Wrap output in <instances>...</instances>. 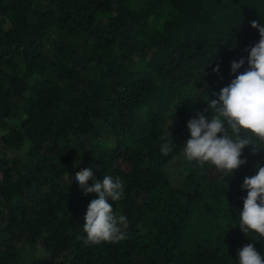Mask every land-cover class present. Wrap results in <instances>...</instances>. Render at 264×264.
Here are the masks:
<instances>
[{"label": "trees", "instance_id": "16d2710c", "mask_svg": "<svg viewBox=\"0 0 264 264\" xmlns=\"http://www.w3.org/2000/svg\"><path fill=\"white\" fill-rule=\"evenodd\" d=\"M254 20L264 0H0V150L17 153L0 156V264H239L247 244L264 257L239 228L264 151L245 148L231 177L183 154L188 121L258 43ZM84 168L123 182L109 203L124 240L84 243L98 198Z\"/></svg>", "mask_w": 264, "mask_h": 264}, {"label": "clouds", "instance_id": "9594fccd", "mask_svg": "<svg viewBox=\"0 0 264 264\" xmlns=\"http://www.w3.org/2000/svg\"><path fill=\"white\" fill-rule=\"evenodd\" d=\"M259 33V41L251 47L247 61L240 58L231 62V74L235 77L223 87L215 99L209 100L204 112L197 113L187 123L190 138L183 147L187 161L203 168L210 164L224 176L231 177L242 165L245 148L252 149V155L264 151V24L251 22ZM247 62V69L237 75ZM219 73V66L213 69ZM210 112V116L204 113ZM171 131L164 137L161 152L168 155L175 144ZM75 180L85 195L95 193L98 198L89 203L83 231L84 243H118L126 238L129 226L125 215L114 212L111 201L123 198V182L105 175L102 182L94 177L91 168H84L75 174ZM92 180V186L88 181ZM242 190L247 191L243 200V211L239 213V228L247 236L249 232L264 238V167L256 166V174L243 179ZM239 264H264L253 244L239 250Z\"/></svg>", "mask_w": 264, "mask_h": 264}, {"label": "rangeland", "instance_id": "374dc122", "mask_svg": "<svg viewBox=\"0 0 264 264\" xmlns=\"http://www.w3.org/2000/svg\"><path fill=\"white\" fill-rule=\"evenodd\" d=\"M197 93L200 95V97H202V95L199 92H197ZM175 102H176V100H173L172 101V104H174ZM0 152H1L0 153V156L1 157L4 156L3 154H5L7 157H9L10 160H12L13 157L17 155V153L16 152H13V151L3 152V151L0 150ZM169 170H171V169H169ZM38 250L40 251V249H37V252H39Z\"/></svg>", "mask_w": 264, "mask_h": 264}]
</instances>
